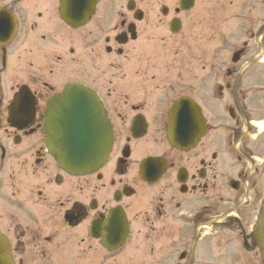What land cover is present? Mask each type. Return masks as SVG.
<instances>
[{"label": "flooded vegetation", "instance_id": "flooded-vegetation-1", "mask_svg": "<svg viewBox=\"0 0 264 264\" xmlns=\"http://www.w3.org/2000/svg\"><path fill=\"white\" fill-rule=\"evenodd\" d=\"M63 1L0 0V264H264V0H95L80 26ZM71 83L113 129L84 175L46 145ZM183 97L200 116L169 114ZM183 117L195 140L176 147Z\"/></svg>", "mask_w": 264, "mask_h": 264}, {"label": "water", "instance_id": "water-1", "mask_svg": "<svg viewBox=\"0 0 264 264\" xmlns=\"http://www.w3.org/2000/svg\"><path fill=\"white\" fill-rule=\"evenodd\" d=\"M65 3L62 14L68 21L81 23L87 20V7L92 0H66ZM172 114H198V107L192 101L181 99L173 107ZM189 123L192 118L190 122L186 118H177V133L172 141L184 140ZM46 134L47 145L58 163L77 174L101 166L108 157L113 139L111 125L96 95L78 84L71 85L63 95L49 102ZM260 236L263 239V232Z\"/></svg>", "mask_w": 264, "mask_h": 264}, {"label": "rangeland", "instance_id": "rangeland-1", "mask_svg": "<svg viewBox=\"0 0 264 264\" xmlns=\"http://www.w3.org/2000/svg\"><path fill=\"white\" fill-rule=\"evenodd\" d=\"M191 46H192V50H198L199 44L198 43H192Z\"/></svg>", "mask_w": 264, "mask_h": 264}]
</instances>
